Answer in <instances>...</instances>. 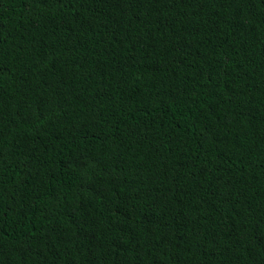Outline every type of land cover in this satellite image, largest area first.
<instances>
[{"label": "trees", "instance_id": "1", "mask_svg": "<svg viewBox=\"0 0 264 264\" xmlns=\"http://www.w3.org/2000/svg\"><path fill=\"white\" fill-rule=\"evenodd\" d=\"M0 264H264V0H0Z\"/></svg>", "mask_w": 264, "mask_h": 264}]
</instances>
